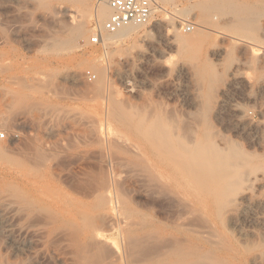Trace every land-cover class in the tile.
Listing matches in <instances>:
<instances>
[{"label":"rangeland","instance_id":"1","mask_svg":"<svg viewBox=\"0 0 264 264\" xmlns=\"http://www.w3.org/2000/svg\"><path fill=\"white\" fill-rule=\"evenodd\" d=\"M99 4L0 0V264H264V0H176L113 44Z\"/></svg>","mask_w":264,"mask_h":264},{"label":"bare ground","instance_id":"2","mask_svg":"<svg viewBox=\"0 0 264 264\" xmlns=\"http://www.w3.org/2000/svg\"><path fill=\"white\" fill-rule=\"evenodd\" d=\"M100 1V4H99V6H98V9H96V11H95V13H94V17H95V19H96V21H97V23H98V26L99 25H101V24H104V22L108 19V17L110 16V14H111V10H110V8L108 7V5H107V3H106V0H99ZM171 6V5H170ZM168 8V7H167ZM167 10V9H166ZM172 10V12H173V10H175V12H174V14L176 13V14H178V10L177 9H171ZM167 12L169 13V15H170V20H173L174 18H173V16H174V14L170 11L169 12V10H167ZM166 14V13H165ZM175 14V15H176ZM168 15V14H167ZM103 26V25H102ZM100 27V26H99ZM143 26H134V25H131V26H127V27H124V28H122V29H120V30H118L117 32H115V33H113L112 35H109L110 37H109V41L111 42L112 41V44L115 42V41H117V40H119L120 38L122 39V38H124V39H126V37H130V36H133V35H137L138 33H139V30L142 28ZM145 27V26H144ZM101 28V27H100ZM198 30H199V27L198 28H195V31H194V33H196V32H198ZM147 33H149L150 32V30L148 31H146ZM176 33H175V41L179 44V45H181V46H184V47H186V46H190V44L191 45H193L192 44V42H193V40H194V37H192L193 36V32L191 33V35H184V34H180L181 33V31L180 32H178V31H175ZM200 35V34H199ZM196 38V37H195ZM118 111H119V109H117ZM131 118V117H130ZM133 119V118H132ZM1 120V119H0ZM142 121V120H141ZM140 121V122H141ZM157 121H159V120H157ZM139 122V123H140ZM146 122V121H145ZM155 120L153 121V124H155V126H151V125H153V124H151L150 123V125H149V123L147 124V125H149V126H151V128H149V131H151L152 132V135L154 136V138L155 139H153V136H151V132H148L147 130H148V128H147V126H146V128H145V132L147 133V135H148V133H150L149 135L152 137V139L150 138V136H148L150 139H151V141H152V143H153V141H154V143L152 144V145H156L155 146V148L154 149H158L160 152L162 151L161 149H163V151H167L166 153H168L169 151V149L171 150V152L172 151H174V144H170L169 142H171L172 141V139L169 137V134H168V129H166V130H164L163 128H161L158 124H156L157 122H155ZM160 122V121H159ZM158 122V123H159ZM2 123V122H1ZM143 123V122H142ZM137 124V123H136ZM160 124V123H159ZM161 124H162V122H161ZM160 124V125H161ZM143 125V124H142ZM141 125V126H142ZM158 127H157V126ZM138 126V125H137ZM161 126H163V125H161ZM166 126V125H165ZM159 127L161 128V129H159ZM142 129V127H139V129ZM168 128V127H167ZM7 129V128H6ZM147 129V130H146ZM152 129V130H151ZM142 130H144V129H142ZM170 130V129H169ZM168 131V132H167ZM145 133V134H146ZM170 139V140H169ZM156 140V141H155ZM169 140V141H168ZM155 142L158 144H160V146H161V148H159L160 146H159V144L157 145V144H155ZM173 142V141H172ZM173 145V146H172ZM172 146V147H171ZM157 147V148H156ZM199 147H201V148H199ZM172 148V149H171ZM198 148H199V150H198ZM198 148H196L197 149V151L195 150V151H193V152H197L196 153V158L197 157H200V160H199V158H197L198 159V161H197V167H194V166H196V164H194V166H193V164L192 163H190V160H185L186 161V164H187V170H188V172H189V169L188 168H195L196 170L197 169H199V171L198 172H200L199 174H202L203 172H202V170H201V168H203V171H204V168H205V173L207 174L208 172H206L208 169H210L211 167L210 166H212L213 167V164L212 163H214L215 162V160L217 159V162L219 161V163H223L224 162V160L221 162V158H220V156H219V154L220 153H218V151L216 150V149H214L213 147H210V149H209V147H206V149H205V147L203 146H198ZM168 149V150H167ZM203 149V150H202ZM205 149V150H204ZM208 149V150H207ZM210 150V151H209ZM203 152V153H202ZM211 152V153H210ZM162 153H164V152H162ZM202 153V154H201ZM178 153H176L175 155H177ZM187 155V154H186ZM173 156V155H172ZM179 156V155H178ZM178 156H176V157H178ZM185 156V155H184ZM219 157V158H218ZM222 157V156H221ZM173 158H175V156H173ZM223 158V157H222ZM177 158H175V160H176ZM179 159H180V156H179ZM179 159H177V160H179ZM211 159H214V160H211ZM218 159H220V160H218ZM174 159H172L171 161H173ZM174 160V161H175ZM181 161H178V163H179V165H181V167L182 168H184L183 166H182V164H180V163H185V161H182V159H180ZM193 160V159H192ZM217 162H215V163H217ZM206 163H207V165H208V163H210L209 165H208V167H207V165H206ZM219 163H217L218 164V166H219ZM185 164V165H186ZM217 164L216 165H214V167L216 166L217 167ZM184 165V166H185ZM193 166V167H189V166ZM204 165H205V167H204ZM210 167V168H209ZM207 168V169H206ZM224 168V167H223ZM185 169V170H186ZM193 169H191L192 171H190L189 173H193V171H194V173L196 172V170H193ZM201 170V171H200ZM216 170H217V168H216ZM216 170H214V171H216ZM225 170H226V168H225ZM224 170V171H225ZM209 171V170H208ZM213 171V172H214ZM198 172H197V174H198ZM202 172V173H201ZM210 172V171H209ZM204 174V173H203ZM206 174H204V175H206ZM211 174H214V173H211ZM208 175V174H207ZM216 176V175H215ZM218 176V175H217ZM211 177H212V175H211ZM214 177V176H213ZM220 177V176H219ZM218 177V178H219ZM226 178V177H225ZM224 178V179H225ZM224 179H223V181H224ZM213 180H216V179H213ZM228 180V179H227ZM226 180V181H227ZM218 181V180H217ZM223 183H225V182H223ZM228 183H230V182H227V184ZM232 183V182H231ZM237 185V184H236ZM230 186H232V185H230ZM218 187H219V185H218ZM224 187H227V186H224ZM234 187H236V186H234ZM220 188V187H219ZM218 188V189H219ZM222 189V188H221ZM220 189V190H221ZM235 189V188H234ZM236 189H237V187H236ZM236 189H235V191H236ZM224 190V189H223ZM233 190V189H232ZM219 192V191H218ZM218 192L216 193V196H217V194H218ZM220 194V193H219ZM223 194H225V193H223ZM223 194H221V195H223ZM221 195H218V196H221ZM225 196H226V194H225ZM227 196H228V194H227ZM226 196V197H227ZM221 197H224V196H221ZM228 198H229V196H228ZM227 198V199H228ZM219 199V198H218ZM223 199V198H222ZM221 199V200H222ZM226 200V199H225ZM173 264H174V262H172ZM176 263V262H175ZM191 264V263H190Z\"/></svg>","mask_w":264,"mask_h":264},{"label":"built area","instance_id":"3","mask_svg":"<svg viewBox=\"0 0 264 264\" xmlns=\"http://www.w3.org/2000/svg\"><path fill=\"white\" fill-rule=\"evenodd\" d=\"M176 0H106L111 14L103 24V30L113 34L127 26H148L159 14H168L166 5L174 4ZM195 28L193 23L186 24L187 32ZM101 42V33L91 38V44ZM9 134L0 121V141H8Z\"/></svg>","mask_w":264,"mask_h":264},{"label":"clouds","instance_id":"4","mask_svg":"<svg viewBox=\"0 0 264 264\" xmlns=\"http://www.w3.org/2000/svg\"><path fill=\"white\" fill-rule=\"evenodd\" d=\"M34 2L36 4V9H38V10H42L48 4V0H34ZM38 13H42V12H38ZM214 19H215V17H214Z\"/></svg>","mask_w":264,"mask_h":264}]
</instances>
